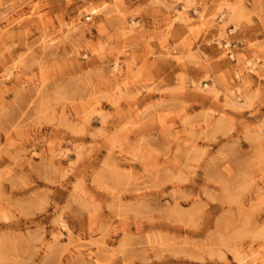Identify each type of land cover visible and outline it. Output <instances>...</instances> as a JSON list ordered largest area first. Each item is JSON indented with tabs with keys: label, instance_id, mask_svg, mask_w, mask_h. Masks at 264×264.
I'll list each match as a JSON object with an SVG mask.
<instances>
[{
	"label": "rangeland",
	"instance_id": "obj_1",
	"mask_svg": "<svg viewBox=\"0 0 264 264\" xmlns=\"http://www.w3.org/2000/svg\"><path fill=\"white\" fill-rule=\"evenodd\" d=\"M0 264H264V0H0Z\"/></svg>",
	"mask_w": 264,
	"mask_h": 264
}]
</instances>
